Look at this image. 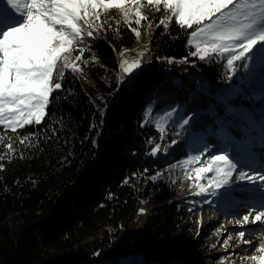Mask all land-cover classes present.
I'll return each instance as SVG.
<instances>
[{
	"label": "trees",
	"instance_id": "trees-1",
	"mask_svg": "<svg viewBox=\"0 0 264 264\" xmlns=\"http://www.w3.org/2000/svg\"><path fill=\"white\" fill-rule=\"evenodd\" d=\"M98 11L93 37H86L81 60L61 69L62 87L50 94L42 123L15 133L0 127V264H116L134 249L141 264H181L191 247L193 221L207 203L183 192L188 169L170 174L189 156L185 135L157 141L146 115L182 100L223 115L217 97L230 96L236 80L214 58L199 59L188 45L193 29L169 19L167 28L159 25L169 15L161 12L143 60L149 63L123 82L121 53L136 42V24L114 9ZM215 121L184 132L216 144ZM197 256L191 252L186 264H198Z\"/></svg>",
	"mask_w": 264,
	"mask_h": 264
},
{
	"label": "snow or ice",
	"instance_id": "snow-or-ice-1",
	"mask_svg": "<svg viewBox=\"0 0 264 264\" xmlns=\"http://www.w3.org/2000/svg\"><path fill=\"white\" fill-rule=\"evenodd\" d=\"M129 4L137 9L135 24L139 26L147 19L139 10L140 0H0V125L13 133L25 126L40 125L50 103V94L53 89L62 87L61 69L68 67L74 50L78 55L72 60L80 61L86 37H93V29L100 20L98 10L118 9L126 18L130 11L126 5ZM147 6H155L162 15L167 12L169 20L181 29H193V37L206 39L208 47L202 48L200 43L195 45L200 60L210 52H227L230 57L227 65L235 71L234 61L243 60L246 65L257 56L264 59V0H147ZM159 25L168 27L164 19L159 20ZM132 30L139 37L140 32L135 28ZM75 67L73 64V69ZM121 67L131 73L140 64L137 62L128 67L122 64ZM241 83L247 92L236 87L229 97H217L218 103L225 108L223 116L212 110L215 122L220 126L218 132L236 154L233 159L222 154L207 157L205 166L197 169L196 178L213 173L208 177V187L214 189L210 193L213 196L231 199L235 192L255 194L258 203H253L237 223L259 222L260 228L253 230L259 232L264 231V210L256 209H264V174L251 171V165L241 166L237 172L241 161L236 157L245 152L249 138L257 131L264 140V107L258 113L244 111L241 106L231 105L230 100L243 96L250 102L264 104V71L259 80L250 73ZM190 119L185 117L181 123L188 125ZM8 147L11 149L12 145ZM259 163L264 169V161ZM236 182L241 186L233 189L231 185ZM222 188L224 191L220 192ZM204 191L202 187L201 192ZM238 235L244 237L245 232L240 231ZM254 251L264 253V244ZM250 259L264 264V255H252Z\"/></svg>",
	"mask_w": 264,
	"mask_h": 264
},
{
	"label": "rangeland",
	"instance_id": "rangeland-1",
	"mask_svg": "<svg viewBox=\"0 0 264 264\" xmlns=\"http://www.w3.org/2000/svg\"><path fill=\"white\" fill-rule=\"evenodd\" d=\"M141 14L146 16L147 19L141 21L139 26L135 25V29L140 32L139 37L136 36V42L131 46L127 47L121 53L120 58V67L123 64L124 67H128L139 62V68H133L131 73L125 72L121 67L122 77L121 80L123 82L131 81L140 71V69L149 63V60L143 61L150 50V41L153 36V29L157 27V19H159V15L162 11H157L155 6L148 7L147 0H140ZM130 9L128 16L125 18L124 13L118 9H114L116 14L122 20L135 22L137 17L135 16L136 7L126 5ZM163 6H161L162 10ZM108 9L107 11H109ZM161 19V18H160ZM166 22L169 19L168 17H162ZM145 23L146 29L145 31H141L139 28L141 25ZM86 42V39H85ZM84 42V43H85ZM197 43L201 44V47H208L209 44L204 37H193L190 35L188 45L193 47L195 50V45ZM88 51V48L87 50ZM78 53V51H72ZM196 54V50L194 52ZM69 57L71 61L73 55ZM198 57L199 55L196 54ZM215 59L216 62H219L221 67H228L227 59L230 58L227 52L225 53H209L205 56V59L209 61ZM125 61L127 63H125ZM77 68V67H76ZM233 69L228 67L230 71L229 81L230 79L235 78L236 81H231L236 84L237 87H241L247 89L242 81H246L249 77V74H253L257 80H259L260 73L264 71V59L257 56L254 57L252 61L248 64H244V61H234ZM54 90V89H53ZM221 91V90H219ZM222 92V97H229L224 91ZM203 95V94H201ZM203 98V96H202ZM178 101L174 102L173 106L170 108H163L161 110H157V112L151 114L150 111L147 112L146 117H148V124L157 128V134L160 135L157 138V141H162V143L166 142H174L177 143L179 140V132L184 133V144L188 147V154L184 159L181 160L179 165H174L173 170L171 171V175L175 176L180 168H186L189 170L188 176L183 184V192L191 193L190 195H198L200 196L204 203H207L205 206H199L197 215L192 224V242L191 247L188 251L184 253V258L182 259L181 264L189 263L188 255L195 251L197 254L198 264H258V261H251L250 257L252 255H256L260 257L264 255V253H260L259 251H254L261 244H264V231L254 232V229H259L260 224L257 222L256 224H241L237 223V221L242 220V216L244 213L249 211L250 206L253 203H258V199L255 194H247V193H239L235 192L233 198L225 199L220 195H210L213 188L208 187V177H212L213 173L208 172L205 174H201V178L197 179V169L199 167L205 166V160L207 157L213 156V154H222L227 155L229 159H233L236 154V150L229 144H227L222 138L221 134L218 132L217 128V139L218 142L213 144V141H210L209 138L205 136L202 137H190L184 131L185 127L188 125H196L201 120H216V117L212 115V110L214 109L216 114L217 110L213 106H208V104L203 103V107H189L184 106L185 101L182 100L181 104L178 105ZM233 106H241L244 111H251L254 113H258L261 107H264L260 101L250 102L246 105L240 104H232ZM223 109V105L220 104ZM153 106H151L152 108ZM223 111V115H224ZM171 113V115H169ZM219 115V116H223ZM185 117H190L188 125H183L181 121ZM227 120L228 117H225ZM195 122V123H193ZM217 125V124H216ZM0 127H4L0 125ZM194 127V126H193ZM175 129L178 137H174L173 134L169 133L168 129ZM259 132V131H257ZM254 133L249 140L250 142L247 144V148L244 153H242L236 159H239L241 163L237 165V172L240 170L241 166L247 167L251 165V171H255L258 174H264V169L260 168L259 161H264V140L261 139L260 133ZM237 136L239 133L236 134ZM256 143V144H254ZM211 145L212 147H208ZM157 147H153L154 149ZM225 149L227 151H225ZM156 155V154H155ZM235 162V161H234ZM236 180L235 173L233 174V181ZM241 186L240 182L233 183L231 187L233 189ZM204 188L205 191L201 192V188ZM249 187L254 188L255 185H249ZM220 192H223L224 189H220ZM202 204V203H201ZM235 204V205H233ZM229 206L227 212L222 213L223 206ZM264 210L260 207H257L256 211ZM144 212V209H143ZM251 219V217H250ZM240 231L245 232L244 237H240L238 233ZM230 237V238H229ZM244 241H250V243H245ZM134 246V245H133ZM136 248V242L135 246ZM133 248V249H134ZM136 252L133 255H130L128 258L120 260L116 264H141L144 260V257L141 253L137 252V249H134ZM79 264H97L94 262H82Z\"/></svg>",
	"mask_w": 264,
	"mask_h": 264
}]
</instances>
